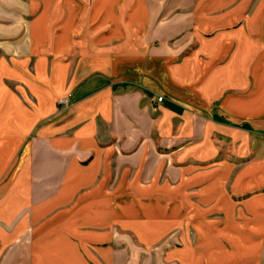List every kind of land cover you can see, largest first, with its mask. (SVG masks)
<instances>
[{
  "label": "crops",
  "instance_id": "0c3cea01",
  "mask_svg": "<svg viewBox=\"0 0 264 264\" xmlns=\"http://www.w3.org/2000/svg\"><path fill=\"white\" fill-rule=\"evenodd\" d=\"M7 1L0 264H264V0Z\"/></svg>",
  "mask_w": 264,
  "mask_h": 264
},
{
  "label": "rangeland",
  "instance_id": "374dc122",
  "mask_svg": "<svg viewBox=\"0 0 264 264\" xmlns=\"http://www.w3.org/2000/svg\"><path fill=\"white\" fill-rule=\"evenodd\" d=\"M10 1V0H9ZM7 0H0V42L5 41L6 39L11 40L9 36H11L16 29L14 25L13 14L8 12L12 10V7L8 5ZM22 7L24 5V0H21ZM1 45V43H0Z\"/></svg>",
  "mask_w": 264,
  "mask_h": 264
},
{
  "label": "built area",
  "instance_id": "2783aa9c",
  "mask_svg": "<svg viewBox=\"0 0 264 264\" xmlns=\"http://www.w3.org/2000/svg\"><path fill=\"white\" fill-rule=\"evenodd\" d=\"M162 100H163V98L162 97H160V98H158L157 100H156V102L157 103H160V102H162ZM66 103V100H59L58 101V104H60V105H62V104H65Z\"/></svg>",
  "mask_w": 264,
  "mask_h": 264
}]
</instances>
